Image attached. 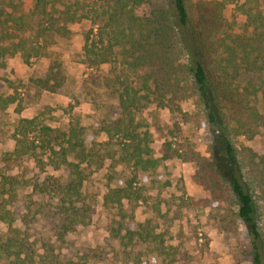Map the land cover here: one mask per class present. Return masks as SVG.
I'll list each match as a JSON object with an SVG mask.
<instances>
[{
	"label": "trees",
	"instance_id": "trees-1",
	"mask_svg": "<svg viewBox=\"0 0 264 264\" xmlns=\"http://www.w3.org/2000/svg\"><path fill=\"white\" fill-rule=\"evenodd\" d=\"M146 1L110 0L104 6V19L95 17L96 26L85 34L82 56L89 77L84 80L83 90L94 94L97 87H103L118 100L115 119L93 127L92 141L96 142L100 132H105L109 141L116 138L122 163L144 173L155 169L159 160L153 157L152 134L140 130L138 114L153 102L152 95L157 105L166 107L171 105L164 100L168 93L172 97L191 89L202 102L209 125L216 127L226 143L222 155L230 169L226 176L218 168L222 181L217 187L221 192L218 197L223 193L222 197L237 206L238 217L251 227L254 264H264V227L260 224L264 153L257 154L247 147L240 150L233 138L238 131L246 133L243 129L247 125L248 129L253 125L264 129V108L258 107V104L264 107V10L255 0H231L246 17L245 25L228 35L221 53L208 65L197 35L190 30L187 0H167L165 7L155 9L151 15H139L137 8ZM24 4V0H0V68L6 66V58L18 53L28 65L43 54L50 56L47 50L55 38H65L71 33L70 24L89 17L78 2L34 0L30 12L23 9ZM103 64L111 65L109 72L102 71ZM140 69H146L145 74L135 78L133 75ZM240 79L247 80L242 90L241 84H234ZM65 80L61 62L54 59L45 77L37 82L43 89L56 92ZM187 85L188 89H184ZM7 87L4 89L0 79L1 109L16 102L13 95L6 93ZM226 93L241 95L240 103L247 102L244 111L248 122L240 120L231 125ZM34 123L33 119H21L15 135L16 146L4 154L5 161L14 162L28 154L42 165L44 159L37 155V150L42 149L43 153L47 151L48 163L56 170L64 168L68 175L65 180L20 179L18 174L4 172L5 168L0 170V223L7 225L6 230H0V264H44L28 232L17 225L27 219L20 204L30 209L28 202L19 198L24 188L31 187L37 193L58 199L55 209L58 239L86 224L92 212L84 187L93 163L99 161L101 154L94 144L88 145L86 128L78 123L66 130L46 127L49 139L35 146L29 140V129ZM112 179L117 178L110 176L103 201L106 207L115 209L113 217L118 226H111L110 233L120 243L125 264H163V254L175 255L177 247L167 244L164 235L156 232L152 220L139 223L137 229L129 228L121 220L125 216V200L145 199L136 191L139 175L120 180V184H114ZM137 247L139 252L134 254ZM47 263L55 264L52 260Z\"/></svg>",
	"mask_w": 264,
	"mask_h": 264
},
{
	"label": "rangeland",
	"instance_id": "rangeland-1",
	"mask_svg": "<svg viewBox=\"0 0 264 264\" xmlns=\"http://www.w3.org/2000/svg\"><path fill=\"white\" fill-rule=\"evenodd\" d=\"M24 1L23 9L30 12L34 0ZM166 1L147 0L137 12L149 16L155 9L165 7ZM66 2H78L89 17L70 24L71 33L65 38L57 36L47 50L50 56L43 54L28 65L18 53L6 58V66L0 68L1 84L4 89L10 85L6 93L16 98L15 103L0 108L1 171L5 168L4 172L18 174L20 179H67L66 170L54 169L48 163L47 151L43 153L42 149L37 150V155L44 159L42 165L28 154L14 162L5 161L4 154L16 146L15 135L23 118L35 120L29 129V140L35 146L49 139L45 134L46 127L66 130L71 124L78 123L86 128L88 145L94 144L101 154L99 161L93 163L94 168L91 167V175L84 187V195L92 206L89 221L61 239L56 234L58 199L37 193L31 187L20 191L19 198L28 202L30 209L20 204L27 219L18 221L17 225L28 232L43 263L52 260L55 264H125L120 243L110 233L111 226H118L113 217L116 212L104 205L103 196L110 176L117 178L112 179L114 184H120V180L137 173L136 191L145 199L125 200V216L121 220L132 229H137L146 219L152 220L156 232L164 235L167 244L177 247L175 255L163 254V264H254L250 225L238 217L237 206L222 197L223 193L218 197L221 192L217 187L222 184L218 168L224 170L226 176L230 169L222 155L226 143L216 127L209 125L202 102L188 85L183 94L171 97L168 93L164 100L171 105L166 107L157 105V99L152 95L150 100L153 102L138 114L140 130L152 134L153 157L159 160L155 169L144 173L122 163L116 138L109 141L105 132H100L96 142L92 141L93 127L115 119L118 100L103 87H97L98 92L94 94L83 90L89 69L83 63L82 47L86 32L96 26L94 18L104 19V6L110 0ZM256 2L264 10V0ZM187 3L190 30L197 35L204 60L210 65L221 53L228 35L244 27L246 17L231 0H187ZM54 59L61 62L66 80L56 92H51L40 87L37 80L45 77ZM101 68L106 73L111 65L103 64ZM145 72L146 69H140L133 76L138 78L137 75L142 76ZM246 82L240 79L234 84H241L242 90ZM225 97L231 107L228 118L231 125L240 120L248 122L244 111L247 102L240 103L241 95L226 93ZM258 107L264 108L260 104ZM243 130L246 133L238 131L239 134L233 137L238 148L247 147L257 154L264 153V129L254 125L248 129L247 125ZM167 154L170 157H166ZM260 224L264 227V203ZM6 229L7 225L0 223V230ZM139 249L135 248L133 253L137 254ZM146 257L144 254L143 258Z\"/></svg>",
	"mask_w": 264,
	"mask_h": 264
}]
</instances>
